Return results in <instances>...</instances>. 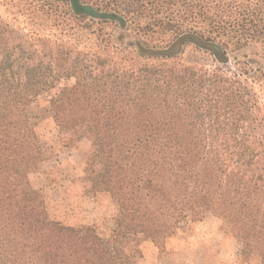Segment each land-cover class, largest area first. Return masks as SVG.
<instances>
[{
    "label": "trees",
    "instance_id": "trees-1",
    "mask_svg": "<svg viewBox=\"0 0 264 264\" xmlns=\"http://www.w3.org/2000/svg\"><path fill=\"white\" fill-rule=\"evenodd\" d=\"M36 1L58 12L59 42L16 36L0 16V264H135L139 242L163 250L181 222L209 216L264 264V0ZM189 46L217 66L179 62ZM49 92L58 139L96 130L81 181L116 205L110 238L53 219L31 185L53 154L32 103Z\"/></svg>",
    "mask_w": 264,
    "mask_h": 264
},
{
    "label": "rangeland",
    "instance_id": "rangeland-1",
    "mask_svg": "<svg viewBox=\"0 0 264 264\" xmlns=\"http://www.w3.org/2000/svg\"><path fill=\"white\" fill-rule=\"evenodd\" d=\"M39 10L42 12H38ZM34 11V15H42V18H33L30 13ZM64 12H68V8L60 10L61 18H64ZM57 13L49 4L36 0H0V16L19 37L33 40L40 38L55 43L59 35L54 27V16ZM91 31L97 32V35L100 33L98 27ZM105 32L107 34L112 31L108 29ZM73 43L79 47L82 45L80 41ZM86 47L90 49L89 44H86ZM244 52L249 55L252 53L249 49ZM178 59L185 65L197 68L214 69L217 66L212 54L192 46ZM232 66L234 64H230V67ZM261 67L264 68V63ZM256 89L264 104V83L257 84ZM53 94L49 92L32 98L35 115L37 118L46 119L37 127L38 133L47 146L52 147L53 154L39 170L30 175L31 185L36 190L43 191L53 219L68 226L95 227L101 236L110 238L118 215L116 205L108 193L91 194L88 184L81 181V178L85 177L87 156L97 143L98 135L93 125H85L80 129L79 143H71L69 140L72 136L66 135L65 142L69 147L65 148V142L57 138L58 131L47 117ZM137 245L143 256L137 259L135 264H257L248 263L242 258L241 247L232 230L223 218L217 216L181 222L177 226L176 235L168 240L163 250L156 249L144 240Z\"/></svg>",
    "mask_w": 264,
    "mask_h": 264
}]
</instances>
